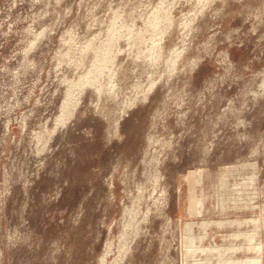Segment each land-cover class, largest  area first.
<instances>
[{"label":"rangeland","instance_id":"rangeland-1","mask_svg":"<svg viewBox=\"0 0 264 264\" xmlns=\"http://www.w3.org/2000/svg\"><path fill=\"white\" fill-rule=\"evenodd\" d=\"M245 259L264 0H0V264Z\"/></svg>","mask_w":264,"mask_h":264},{"label":"bare ground","instance_id":"bare-ground-1","mask_svg":"<svg viewBox=\"0 0 264 264\" xmlns=\"http://www.w3.org/2000/svg\"><path fill=\"white\" fill-rule=\"evenodd\" d=\"M187 229H189V228H187ZM186 236V235H185ZM190 240V239H189ZM190 242H192L191 240H190ZM187 243H185V245H186ZM188 246V245H187ZM199 247V246H198ZM205 247V246H204ZM191 248V247H190ZM187 250H189V249H187ZM192 250V249H191ZM210 250V249H209ZM190 251V250H189ZM192 252V251H191ZM205 252V251H204ZM207 252V251H206ZM209 253V252H208ZM212 253V252H211ZM189 254V253H188ZM192 256V255H191ZM241 261V260H240ZM242 263L243 264H255V263H257V260L256 259H245V260H243L242 261ZM197 264V263H196Z\"/></svg>","mask_w":264,"mask_h":264}]
</instances>
